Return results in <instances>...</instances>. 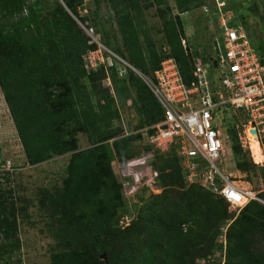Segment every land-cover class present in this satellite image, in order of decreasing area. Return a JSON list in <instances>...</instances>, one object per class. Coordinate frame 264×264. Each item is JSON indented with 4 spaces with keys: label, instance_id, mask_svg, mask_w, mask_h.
<instances>
[{
    "label": "trees",
    "instance_id": "1",
    "mask_svg": "<svg viewBox=\"0 0 264 264\" xmlns=\"http://www.w3.org/2000/svg\"><path fill=\"white\" fill-rule=\"evenodd\" d=\"M83 1L0 0V88L26 162L36 166L70 155L62 184L42 190L41 203L49 204L50 217L41 231L54 242L48 264H198V258L222 248L216 239L226 224L224 264H264V189L257 193L262 201L250 200L233 217L222 197L199 183L185 186L174 148L147 144L139 131L162 121L164 109L138 70L154 78L162 62L173 57L190 86L195 61L208 60L210 53L186 43L180 15L205 6L212 12V0H174V6L170 0H93L95 8L82 14ZM244 2L230 5L243 27L246 10L254 13L257 0L247 8ZM152 8L161 20L160 45L144 19ZM73 15L83 23L90 19L102 44L115 54L106 51L97 68L88 70L83 55L98 45ZM260 17L264 26V9ZM246 27L253 48L264 56L261 24L260 34ZM128 101L139 122L136 132L126 134L121 124ZM80 134L86 136V147L80 145ZM228 135L236 168L249 171L253 164L237 130ZM150 150L161 190L147 196L149 190L142 189L141 203L131 204L135 216L122 228L119 217L128 198L112 163ZM8 162L0 160V235L7 240L0 255L11 257L21 248L20 221L28 216V206L18 202V171L12 162L13 170L6 171Z\"/></svg>",
    "mask_w": 264,
    "mask_h": 264
},
{
    "label": "built area",
    "instance_id": "2",
    "mask_svg": "<svg viewBox=\"0 0 264 264\" xmlns=\"http://www.w3.org/2000/svg\"><path fill=\"white\" fill-rule=\"evenodd\" d=\"M232 1L212 0L213 13L204 7L210 10V20L216 19L220 28L219 34L213 36V52L208 56L212 68H207L205 61L196 60L195 80L187 86L175 59L168 57L156 70L154 78L143 77L161 103L164 119L139 131L147 144L176 150L188 184L199 183L229 204L243 208L250 200L261 199L250 188L238 185L231 173L227 174L220 166L228 153L218 117L222 108L241 113L251 124L250 128L257 131L264 146V56L253 48L247 31L237 23L236 13L230 7ZM76 19L90 42L98 45L83 55L88 70L97 68L105 61L106 51L115 54L102 44L99 33L90 23ZM230 22L239 27L233 28ZM151 128H154L153 133H149ZM154 157V151L150 150L131 159L115 158L112 164L122 179L125 196L129 190L133 193L145 188L149 191L160 189L157 186L158 171L152 165ZM140 164L146 165L136 169ZM10 168L5 166L6 171ZM127 178L130 179L128 184L125 183ZM227 227L219 239L224 250ZM223 259L225 261V254Z\"/></svg>",
    "mask_w": 264,
    "mask_h": 264
},
{
    "label": "rangeland",
    "instance_id": "3",
    "mask_svg": "<svg viewBox=\"0 0 264 264\" xmlns=\"http://www.w3.org/2000/svg\"><path fill=\"white\" fill-rule=\"evenodd\" d=\"M251 0H245L244 6L247 8ZM171 5L174 6V0H170ZM93 0H84L82 9L80 12L85 14L87 10L94 9ZM105 8V6H104ZM264 9V0H257V3L253 6V11L257 15L255 17L254 13L250 10H246V22L251 30H255L257 34H260L257 28V24H261V29H264L263 20L260 15H262ZM210 10H205L203 7L196 8L184 13H181V18L183 21L185 29L186 43L190 47H197L201 53L208 52V42L210 41L209 36H215L219 34L220 28L216 22V19L210 20ZM173 13H177L175 9ZM213 13V11H212ZM211 13V14H212ZM146 21V27L149 28V33L151 37L157 42V44L162 43V32L161 30V20L155 14V9L146 10L144 15ZM237 23L240 22V18L237 19ZM88 23L91 20L88 19ZM233 28L237 29L239 25L234 22H230ZM252 24V26H251ZM83 29L81 23L79 24ZM92 25V24H91ZM93 26V25H92ZM94 27V26H93ZM95 28V27H94ZM84 30V29H83ZM96 30V29H95ZM185 43V41H184ZM211 45V44H210ZM209 52L212 53V47L209 48ZM105 56V54H104ZM205 66L207 68H212L210 60L205 61ZM133 67V66H132ZM131 68V67H130ZM134 68V67H133ZM132 68V69H133ZM134 70V69H133ZM138 70V69H137ZM135 71V70H134ZM138 74L145 77V75L138 70ZM148 77V76H147ZM214 76L211 77V82H213ZM241 113L233 111L231 109L222 108L219 113L218 123L221 126V132L224 137V142L226 145V154L228 157L223 164L219 163L220 166L225 170L227 174L231 173L232 178L237 182L238 185L246 188H250L256 194L264 189V162H258L255 159V154L251 149L249 134L251 133L250 123L248 120L242 118H236L235 116H240ZM139 122V117L131 105V101H128L127 105L122 108V126L126 129V134L137 131V125ZM229 130H237L239 141L243 147L244 152H246L248 159L253 164L251 169L247 172H242L236 168V159L233 158V153L231 150L232 140L228 135ZM254 137V136H253ZM257 140L261 145V149L264 152V146L260 143V136L256 134ZM256 137H254L256 139ZM81 147H86L88 145L86 136L83 134L79 135ZM145 138V137H144ZM147 140V138H146ZM145 141V140H144ZM0 160H8L9 162L5 165L6 167L12 166L10 162L15 164L14 167L17 168V175L15 178L16 190L15 194L19 198V204H26L28 206V216L21 217L19 236L22 241L21 248L19 250L13 251L11 257L8 254L3 256L0 255V264H48L50 261V256L53 250V238L47 234V232H42L41 229L48 228L47 221L49 220L50 208L49 204L43 205L41 200H43L44 194L43 189H51L55 184H62V180L65 173V168L67 166L70 155L66 154L64 156L54 157L46 162L40 163L36 166H29L25 159L24 150L20 139L18 137L15 125L10 115L9 108L6 104L5 98L3 96L2 90L0 88ZM235 157V156H234ZM146 164L137 165L135 168H143ZM13 168V167H11ZM10 168V169H11ZM10 169L8 171H10ZM113 170L115 175L119 177L114 166ZM118 179V178H117ZM120 181V179H118ZM130 179L127 178L125 183L128 184ZM185 186H188L186 182ZM161 189H157L153 192H160ZM140 191V190H139ZM151 191H147V196ZM127 197V209L124 213H121L119 217V223L122 228L127 226L129 221L135 216V209H131V204H136L139 200L140 192L126 191ZM137 201V202H136ZM138 203H141L138 202ZM228 210L233 217L239 215L242 207L237 204H229ZM227 226H222L221 233L217 236L216 244L220 246L219 239L220 235L224 232V228ZM7 240L0 235V245L5 243ZM217 248V247H216ZM225 250L222 246L219 250H214L208 255L197 259L198 264H223ZM103 260L107 261V255L101 257Z\"/></svg>",
    "mask_w": 264,
    "mask_h": 264
},
{
    "label": "bare ground",
    "instance_id": "4",
    "mask_svg": "<svg viewBox=\"0 0 264 264\" xmlns=\"http://www.w3.org/2000/svg\"><path fill=\"white\" fill-rule=\"evenodd\" d=\"M250 131L252 133V134H249L251 136L250 144H251V149L253 153L255 154V159L258 162H264V152L261 149V145L259 144V141L257 140L256 133L252 132V130ZM253 136L256 137V139Z\"/></svg>",
    "mask_w": 264,
    "mask_h": 264
},
{
    "label": "crops",
    "instance_id": "5",
    "mask_svg": "<svg viewBox=\"0 0 264 264\" xmlns=\"http://www.w3.org/2000/svg\"><path fill=\"white\" fill-rule=\"evenodd\" d=\"M233 2H234V0L232 1V3H233ZM209 38H210V41L208 42V46H207V47H208V52H209V48L211 47L210 44L212 43V39H213V37H212V36H211V37L209 36ZM196 48H197V47H196ZM209 53H210V52H209ZM210 54H211V53H210ZM260 201H262V200H260ZM263 203H264V202H263Z\"/></svg>",
    "mask_w": 264,
    "mask_h": 264
},
{
    "label": "water",
    "instance_id": "6",
    "mask_svg": "<svg viewBox=\"0 0 264 264\" xmlns=\"http://www.w3.org/2000/svg\"><path fill=\"white\" fill-rule=\"evenodd\" d=\"M62 1V0H61ZM140 76H142V75H140ZM143 77V76H142ZM252 130V132H255L256 134H257V131L255 130V129H251ZM264 202V201H263ZM103 255H105V254H103Z\"/></svg>",
    "mask_w": 264,
    "mask_h": 264
}]
</instances>
